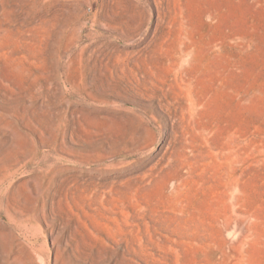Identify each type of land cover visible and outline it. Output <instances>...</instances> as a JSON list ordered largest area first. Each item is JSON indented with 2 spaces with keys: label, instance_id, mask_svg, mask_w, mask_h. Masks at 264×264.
I'll list each match as a JSON object with an SVG mask.
<instances>
[{
  "label": "rangeland",
  "instance_id": "obj_1",
  "mask_svg": "<svg viewBox=\"0 0 264 264\" xmlns=\"http://www.w3.org/2000/svg\"><path fill=\"white\" fill-rule=\"evenodd\" d=\"M181 42L196 69L174 114L137 84L170 79L180 92L164 58ZM181 133L193 160L184 209L212 232L234 173L228 264H264V0H0V264H145L134 249L170 244L158 220L174 209L169 143ZM143 138L163 147L127 151ZM92 148L109 157L95 195ZM167 250L156 252L169 264H213L206 246Z\"/></svg>",
  "mask_w": 264,
  "mask_h": 264
},
{
  "label": "bare ground",
  "instance_id": "obj_2",
  "mask_svg": "<svg viewBox=\"0 0 264 264\" xmlns=\"http://www.w3.org/2000/svg\"><path fill=\"white\" fill-rule=\"evenodd\" d=\"M180 44H182L183 48L185 46L186 49L181 51V53L164 58V61L169 64V69L168 66H166L167 70H169V73L172 74L174 73L176 75V81L180 77V80L182 82V85H179L180 92L176 90L173 84L169 83L170 79L160 78L159 80H155V82L153 80L150 82L148 81L144 85H141L142 82L139 81L137 84L139 87V91L142 94L145 95L146 93L150 95L149 97L158 99L160 102L164 104V106L166 107V109H168V111L174 114H176L178 111H181L182 114H185L186 110H188V106H185L186 102L184 97L182 96V93L184 91L190 92L189 88H190V84H192L193 82V78H190L188 75H190V73H192L196 69L193 63L194 58L192 57L193 51H191V47L187 46L184 42H181ZM217 46L219 45L216 44V46L213 45L212 47V49L215 51L214 58H216L215 56H218ZM180 50H182L181 47ZM149 69L153 70L150 67ZM140 70L142 69L139 67V65H134L133 68H129V72L136 71V73L134 74L137 75ZM154 78L157 79V77ZM190 99L192 102L191 107H194L201 103V101L197 99L194 98L192 99L191 96ZM143 114L144 115L142 117L138 115L137 119L143 123L145 122L142 130L144 135L149 137L151 135V132L153 131V128L149 125L151 120L147 119L146 117L148 116L147 114L145 113ZM152 119L156 122V119L154 118ZM144 140L145 138H143V142H140L136 146L131 147L127 151H129L131 154H133L136 157H140L142 153L148 151L152 147H155L157 145H159L158 147H160V149L163 147V143L161 144L160 142L156 141L154 138L150 140H145V141ZM191 144H192L191 138L186 137L184 133L177 134L175 138L169 143L171 148H170V156L168 157V160L175 161L174 175H173L174 179L172 180H174L176 183H172V185L170 186L168 190L167 201L168 204L170 203L169 205H172L171 207H174V209L172 208L173 211L171 213L164 212L165 214H161L158 221L159 224L161 225L160 228L165 227L164 228L165 230L167 229V231L171 232V233L169 232L167 236L163 234L165 237H167L170 244L161 245L160 243H156V241H154L156 239L152 240V238L150 237L152 244H149L150 243L149 242L148 245L138 248L139 250L134 249L135 256L140 257L146 262H151V263L160 262L163 264H169L168 261L166 260V256L159 255L156 252V249L158 248L168 249L170 251H174L178 253V249L183 244H187L189 246H196V247H202V246L208 247L209 249H211L210 261L213 264H228L233 258V252L231 251L233 246V241H231V235L235 231L234 230L235 227L233 228L232 226L233 225L232 221H234L233 220L235 218L234 212L236 211V210L234 211V206L236 205L233 206L235 186L233 184L232 178L234 177V173L232 172L223 173L222 176L223 182H220L218 185V187L223 186V189L221 190V192L218 193V197H217L219 204L215 207V210L218 211V216H216L215 220H213L210 223V230L212 232L215 230H217V232L218 231L220 232V240L218 241L214 233L212 232H210L209 234L206 233V230H204L206 223H204L202 219H199L198 218L199 216L197 217L194 214H191L190 213L191 211L187 212L186 209H184L181 191L184 188V187L182 188V185L184 184V183L182 184V182L183 180H185L184 172L186 169L193 166L192 163L193 160H191L186 153L189 145L191 146ZM108 158L109 157L107 154L96 153L94 148H92V152L89 158V165H90L89 170L91 174L90 182H91L93 195H95L96 189H103L106 186L105 182L107 181L108 177L106 176L105 170L108 166L107 164ZM225 161L231 162L232 157L230 156L224 157L223 162ZM166 163L169 164V162ZM98 177H99V183H96L95 179ZM184 185H186V183ZM213 185L216 186L217 183H214ZM162 230L163 229H161V231ZM159 232H157V234ZM221 240L224 242L225 246L228 249H230V251L222 248V243L220 242ZM155 246L158 248L154 249ZM32 263L36 264L34 260L32 261Z\"/></svg>",
  "mask_w": 264,
  "mask_h": 264
}]
</instances>
